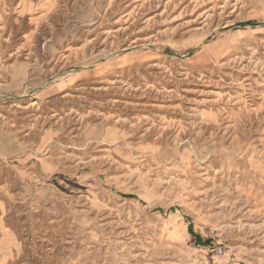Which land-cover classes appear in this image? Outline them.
<instances>
[{
  "label": "rangeland",
  "instance_id": "rangeland-1",
  "mask_svg": "<svg viewBox=\"0 0 264 264\" xmlns=\"http://www.w3.org/2000/svg\"><path fill=\"white\" fill-rule=\"evenodd\" d=\"M0 264H264V0H0Z\"/></svg>",
  "mask_w": 264,
  "mask_h": 264
}]
</instances>
